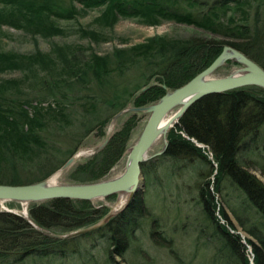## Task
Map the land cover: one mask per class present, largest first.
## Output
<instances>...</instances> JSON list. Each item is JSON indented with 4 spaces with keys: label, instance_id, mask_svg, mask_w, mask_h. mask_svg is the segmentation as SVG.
<instances>
[{
    "label": "trees",
    "instance_id": "trees-1",
    "mask_svg": "<svg viewBox=\"0 0 264 264\" xmlns=\"http://www.w3.org/2000/svg\"><path fill=\"white\" fill-rule=\"evenodd\" d=\"M72 1L68 0V3L64 4L66 3L64 0H0L2 5L8 7L4 12L0 11V24L21 29L32 35L57 34L61 32V29L50 17L71 18L76 13ZM74 1L83 7L103 5L104 12L108 16L113 14L137 16L149 23H154L159 18L171 19L193 25L209 34L218 35L219 38L205 39L192 36L180 40H166L151 51L145 45L116 49L110 56L92 54L86 62L78 61L76 57H73L72 47H64L57 50L60 54L58 62L61 65L57 68L58 79L56 78V81L54 79L53 85L46 84L49 70L45 68L53 65V58L43 53L24 55L0 51V71L16 68L26 72L27 74H24L26 78L32 74L39 76L41 85H44L43 89L47 88L59 98L65 97L71 87L78 89L75 86L77 82L83 86L79 89L83 93L75 98L86 101L91 113L95 114L97 103L111 106L114 112L122 109L126 102L118 103L117 100L126 88V85L122 84L124 78L120 82H112L107 79V76L112 71L124 74V70L135 63H138L136 66L141 70L138 73L140 77H143L144 82L133 85L132 91L134 90L135 93L130 94V102L134 107L152 103L166 90L183 84L208 65L218 54L222 45L235 48L264 70V20L259 17V11H254V15L248 18L249 11L245 8L246 0ZM235 13L239 16L237 19L234 17ZM80 33L82 36L96 37L93 31L80 30ZM225 63L235 64L231 61ZM39 72L42 74L40 75ZM120 76L124 77V75ZM150 78L153 80L149 81ZM89 80H93L98 88L99 98L96 94H90V89L86 85L90 82ZM7 84L17 89L18 81L0 82V183H22L14 175L9 177L4 175L6 171L13 170L12 167L16 162H30L32 159H35V167L41 176L32 177L27 183L41 181L55 171L58 167L56 163H63V160L60 161L63 157L60 159L57 155L54 158L49 153L53 143L51 145L41 136L48 113L52 111L53 114L54 111L57 117L64 116L62 115L63 107L56 106L55 109L49 106L42 107L39 101H34L32 104V98L17 94L21 91L15 90L16 94L6 93L8 88L11 89ZM15 95L21 97L14 98ZM80 104L85 105L84 102ZM136 114L135 112L129 114V119L109 136L104 146L96 153L98 156L94 154L88 159L85 167L79 164L72 170L71 168L67 170L65 175L69 177V182H91L103 177L106 169L125 150ZM98 115L92 116L91 119L97 122L98 132L102 133L101 129L107 117L97 120ZM263 122L264 89L258 86H245L205 95L188 106L175 125L166 132V145L163 150V156L173 162L198 158L203 159L207 164L215 163L213 192L217 191L218 181L225 178L243 194L244 200L258 213L259 219L257 228L248 229V232L256 239V244L244 240L246 244L251 245L253 264H264V184L245 168L239 166L237 153L240 151L243 139L246 136L250 139L254 138ZM91 129V125L86 126L83 134ZM53 149L56 148L53 147ZM66 152V155H70L72 150L68 149ZM206 153L210 155V160L207 159ZM140 168L143 170V163ZM87 169L92 175H77ZM94 170L97 172L93 173ZM212 170L213 168L209 167V171ZM209 183L208 180L205 181L207 188ZM207 188L201 186L200 195L202 197L205 195L207 198L209 195V200L213 204V194H209ZM142 211L143 199L140 193L136 192L120 212L109 218L95 231L105 230L108 233L109 245L113 246L111 251L120 255L128 239L127 221L131 216L140 215ZM104 212L103 207H94L88 200L57 198L30 202L26 206L27 218L37 227L53 233L93 224L103 216ZM209 217L214 218L210 212ZM216 229L218 237L229 252L237 253L241 257L234 240H231L232 235L219 224ZM101 235L103 236V233ZM233 236L239 238L238 235ZM71 242H73L72 238H52L36 230L22 216L0 210V264H17L30 255L65 257L69 252L67 245ZM236 245L239 246L237 242ZM240 247L244 250L243 244L240 243ZM241 261L243 264H248L247 258L243 257Z\"/></svg>",
    "mask_w": 264,
    "mask_h": 264
},
{
    "label": "rangeland",
    "instance_id": "rangeland-1",
    "mask_svg": "<svg viewBox=\"0 0 264 264\" xmlns=\"http://www.w3.org/2000/svg\"><path fill=\"white\" fill-rule=\"evenodd\" d=\"M64 1L66 2L64 4L68 3V0ZM72 2L75 5L76 13L71 18L50 17L61 29V32L57 34L32 35L21 29L0 24V51L24 55L39 52L52 57L53 65L45 68L49 70L46 84L53 85L55 84L54 79L55 81L58 79L57 68L61 65L58 62L60 54L57 50L64 47H72L74 49L73 57H76L78 61L86 62L92 54L110 56L116 49L145 45L151 51L166 40H180L192 36H200L205 39L219 38L218 35L214 36L193 25L175 22L171 19L159 18L156 22L149 23L137 16L117 14L108 16L104 12L103 5L83 7L74 0ZM7 8L0 3V11L4 12ZM245 8L249 11V19L252 14L254 15V11H259V17L264 20V0H246ZM234 17L237 19L239 16L235 13ZM80 30L93 31L96 37L82 36ZM136 65L138 63L128 66L124 70V74L112 71L107 76V79L112 82H120L124 78L122 84L126 85V88L117 100L118 103L126 102L122 109L134 107L130 102V94L134 95L135 93L134 90L132 91L133 85H140L144 82L143 77H140L138 73L141 70ZM238 69V65L223 63L213 71L210 77H223ZM24 74L27 73L16 68L0 71V82L18 81L17 89L7 84L11 89L8 88L6 93L16 94L15 90L21 91L17 94L32 98V104L34 101H39V105L42 107L49 106L51 109H55L56 106L63 107L62 115L64 116L57 117L54 111L53 114L52 111L48 113V116L45 117L46 124L42 134L40 133L46 142L48 141L51 145L53 143V147L56 148L51 147L53 150L51 149L49 153L54 158L57 155L60 159L63 157L60 160H63L62 164L76 154L74 160L64 169H60L62 164L58 160L56 163L58 167L46 177L53 174L51 177L56 184L71 183L69 177L67 178L65 175L67 170L70 168L72 170L79 164L84 166L94 154L98 156L96 153L104 146L109 136L129 119L130 113L137 114L133 118L125 150L135 141L147 118L146 112L129 109L114 117L122 109L114 112V108L103 103L95 104L97 112L92 114L86 101L75 98L83 93L82 90L79 91L83 88L81 84L76 82L75 86L78 89L71 87L65 97L59 98L47 88L43 89L44 85H41L39 76L32 74L26 78ZM39 74L42 73L39 72ZM120 75H124V77ZM152 80L153 78L149 79V81ZM86 85L90 89V94H96L99 98L98 88L94 81L91 80ZM21 96L15 95L14 98ZM83 102L85 105L80 104ZM174 110L175 108L168 115ZM96 114H99L97 120L107 117V121L101 129L102 133L98 132L97 122L91 119ZM167 118L168 116L165 117V119ZM87 121L89 122L87 123ZM89 125L92 126V129L83 134V129ZM253 137L250 139L249 136H246L243 139L240 151L237 153V160L240 167L245 168L264 184V122ZM104 139L106 141L102 145ZM163 143L164 138L159 136L146 153L148 158L143 162V170L141 169L143 185L138 190L143 199V211L140 215L131 216L127 221L128 239L126 247L120 255L111 251L113 246L109 245L108 233L105 230L102 232L94 230L69 237L73 242L68 243L69 252L65 257H34L30 255L17 264H243L241 261L243 257L248 259V264H253L251 245L246 244L244 240L256 244V239L248 232V229L258 227V213L244 200L243 194L237 191L225 178L218 181L217 191L213 192L215 163L207 164L203 159L198 158L173 162L163 156V151L154 155L162 149ZM68 149L72 150L70 155H66ZM125 150L106 169L102 179L111 178L121 173L126 159ZM205 155L210 160V155L208 153ZM35 163V159L30 162L18 161L13 167L11 166L13 170L6 171L4 177L14 175L22 182L17 184H27V181L32 177L41 176ZM209 167H212L213 170L209 171ZM96 170L93 173H96ZM86 174H91L88 169L77 175L86 176ZM206 180L210 182L208 188L205 185ZM201 186L206 187L209 194H213L212 202L215 203V206L209 200V195V198L200 195ZM117 199L118 194H115L103 199L90 200V203L94 207H103L105 209L104 216L109 210L103 205L112 206ZM126 205L113 211V216ZM26 206L27 204L22 202L6 201L0 203V210H12L22 216V211L26 210ZM212 207L214 208L212 209ZM220 210H222V215H220ZM209 212L214 217L213 219L209 217ZM216 221L232 235L231 240H234L237 252L241 253V257L237 253H230L228 248L223 245L216 233L218 225H216ZM233 235H238L239 238H235ZM236 242L239 246L236 245ZM240 243L243 244L244 250L240 247Z\"/></svg>",
    "mask_w": 264,
    "mask_h": 264
},
{
    "label": "water",
    "instance_id": "water-1",
    "mask_svg": "<svg viewBox=\"0 0 264 264\" xmlns=\"http://www.w3.org/2000/svg\"><path fill=\"white\" fill-rule=\"evenodd\" d=\"M226 61L235 63L239 66V69L234 70L223 77H210L213 71ZM245 86H258L264 89V70L257 63L235 48L229 45H222L218 54L208 63V65L183 84L173 89L166 90L157 100L148 105L130 107L127 109L124 108L115 114L114 117L121 115L128 109L147 113V118L135 141L125 150L126 159L123 170L119 175L82 183L48 184L46 183V180L49 177L41 181L27 184L0 183V203L14 201L27 204L30 202H42L57 198L90 201L94 199H103L127 189L129 190V197L126 202H128L134 193L138 192L143 185L140 166L148 158L146 153L156 139V127L165 116H168L169 124L160 135L164 138L163 147L160 151L154 153V155L163 151L166 145V131L175 125L181 114L193 102L205 95L222 93L224 91ZM173 108H175V110L168 115ZM105 141L106 139H104L102 145ZM75 157L76 154L68 158L60 169L69 166ZM126 202L124 205H126ZM103 206L109 211L97 223L64 234L48 232L43 228L37 227L27 219L25 209L22 211V217H24L36 230L46 233L48 236L55 239H65L82 235L102 227L104 223L113 216L110 206ZM7 211L15 213L12 210Z\"/></svg>",
    "mask_w": 264,
    "mask_h": 264
},
{
    "label": "bare ground",
    "instance_id": "bare-ground-1",
    "mask_svg": "<svg viewBox=\"0 0 264 264\" xmlns=\"http://www.w3.org/2000/svg\"><path fill=\"white\" fill-rule=\"evenodd\" d=\"M235 72H237V71H235ZM165 117L159 122V124L156 127V130H155L156 138H158L162 134V132L166 129V127L169 124L168 123V118L165 119ZM51 176L46 180V183H48V184L54 183L53 182V177H51ZM117 194H118L117 201L112 206H110L111 212L119 209L120 207H122L125 204V202L127 201L128 197H129V190L127 189L125 191L118 192ZM113 195H115V194H113Z\"/></svg>",
    "mask_w": 264,
    "mask_h": 264
}]
</instances>
